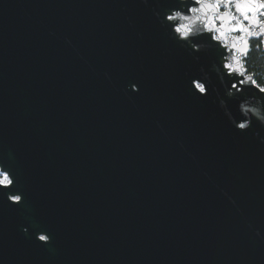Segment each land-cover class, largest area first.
<instances>
[{
    "label": "water",
    "instance_id": "obj_1",
    "mask_svg": "<svg viewBox=\"0 0 264 264\" xmlns=\"http://www.w3.org/2000/svg\"><path fill=\"white\" fill-rule=\"evenodd\" d=\"M174 2L0 0L5 264H264V127L198 94Z\"/></svg>",
    "mask_w": 264,
    "mask_h": 264
},
{
    "label": "clouds",
    "instance_id": "obj_2",
    "mask_svg": "<svg viewBox=\"0 0 264 264\" xmlns=\"http://www.w3.org/2000/svg\"><path fill=\"white\" fill-rule=\"evenodd\" d=\"M154 15L195 61L201 60V53L209 55V65L201 64L199 75L192 79L199 82L198 94L214 90L219 106L237 130H248L254 123L264 127V0H175L170 7L154 9ZM214 77L219 82L215 88ZM128 88L139 92L140 84L133 82ZM229 101L234 102L235 111ZM254 135L264 143L259 130ZM11 172L0 162V189L14 184ZM23 199L22 192L7 193L11 203L19 205ZM22 231L28 233L29 227L23 225ZM257 235H261L259 230ZM35 239L50 244L53 236L40 230ZM0 264H5L3 258Z\"/></svg>",
    "mask_w": 264,
    "mask_h": 264
},
{
    "label": "trees",
    "instance_id": "obj_3",
    "mask_svg": "<svg viewBox=\"0 0 264 264\" xmlns=\"http://www.w3.org/2000/svg\"><path fill=\"white\" fill-rule=\"evenodd\" d=\"M250 55H252V56L254 57V55H255V54H254V53H252V54H250Z\"/></svg>",
    "mask_w": 264,
    "mask_h": 264
}]
</instances>
